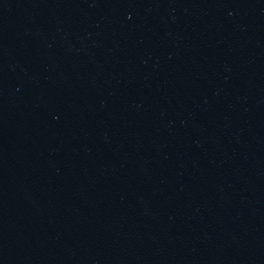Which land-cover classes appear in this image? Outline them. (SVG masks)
Segmentation results:
<instances>
[{
	"label": "water",
	"instance_id": "obj_1",
	"mask_svg": "<svg viewBox=\"0 0 264 264\" xmlns=\"http://www.w3.org/2000/svg\"><path fill=\"white\" fill-rule=\"evenodd\" d=\"M0 264H264V0H0Z\"/></svg>",
	"mask_w": 264,
	"mask_h": 264
}]
</instances>
